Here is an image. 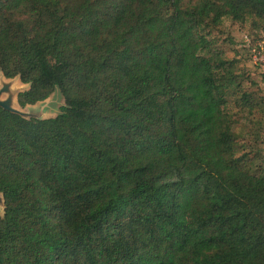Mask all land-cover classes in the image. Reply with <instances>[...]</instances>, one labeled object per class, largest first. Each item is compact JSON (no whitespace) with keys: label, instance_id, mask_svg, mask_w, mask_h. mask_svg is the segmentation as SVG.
Listing matches in <instances>:
<instances>
[{"label":"trees","instance_id":"16d2710c","mask_svg":"<svg viewBox=\"0 0 264 264\" xmlns=\"http://www.w3.org/2000/svg\"><path fill=\"white\" fill-rule=\"evenodd\" d=\"M224 18L259 29L264 0H0L18 106L63 99L0 108V264H264V137L235 132L264 97Z\"/></svg>","mask_w":264,"mask_h":264},{"label":"rangeland","instance_id":"374dc122","mask_svg":"<svg viewBox=\"0 0 264 264\" xmlns=\"http://www.w3.org/2000/svg\"><path fill=\"white\" fill-rule=\"evenodd\" d=\"M264 27V23L260 25ZM251 29L249 22H245L243 24H236L229 21V19L224 18L219 25V27L214 30L211 34V37L214 38L215 47L223 50L224 56L226 59H233L236 61L237 69L242 71L248 78L254 81L257 85L258 94L264 97V83L262 82L261 72L259 69L253 66L251 63L249 56L245 49L242 47V41L244 37L248 38L246 35L254 36L257 39L264 40V29ZM255 90V88H253ZM58 107V99L57 97L52 98L50 102L47 104V107H44L45 114L43 116H52ZM39 106H34L33 108H25L21 111L27 113L28 110H32L31 113H35L39 110ZM238 128L235 129L238 135L242 138V145H246L247 147H255L261 148L260 145L256 144L254 146L253 140L254 137H264V134L258 133V135H253L254 130L251 129V126L245 123L244 120H240L237 122ZM252 134V136H251ZM252 137V138H251Z\"/></svg>","mask_w":264,"mask_h":264},{"label":"water","instance_id":"95a60500","mask_svg":"<svg viewBox=\"0 0 264 264\" xmlns=\"http://www.w3.org/2000/svg\"><path fill=\"white\" fill-rule=\"evenodd\" d=\"M27 88L28 85L20 83L17 76L11 79H6L0 73V108L10 113L16 114L23 119L44 120L53 118L59 113L58 109L59 107L63 106V99L57 88H54L52 93L43 101L36 102L33 105H25L22 108L19 107L16 101V96L18 93L27 90ZM54 97H57L58 99L57 111L52 116H43L45 114L44 107H47V104ZM34 106L40 107L35 113H31L32 110H28L27 113L21 111L25 108H33ZM3 209V199L0 194V218L2 217Z\"/></svg>","mask_w":264,"mask_h":264},{"label":"built area","instance_id":"2783aa9c","mask_svg":"<svg viewBox=\"0 0 264 264\" xmlns=\"http://www.w3.org/2000/svg\"><path fill=\"white\" fill-rule=\"evenodd\" d=\"M242 42L247 49V54L251 63L259 67L264 74V41L256 40L250 42L249 39L244 37Z\"/></svg>","mask_w":264,"mask_h":264}]
</instances>
